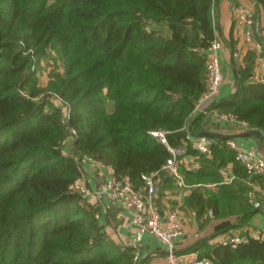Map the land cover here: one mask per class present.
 <instances>
[{
    "label": "trees",
    "instance_id": "1",
    "mask_svg": "<svg viewBox=\"0 0 264 264\" xmlns=\"http://www.w3.org/2000/svg\"><path fill=\"white\" fill-rule=\"evenodd\" d=\"M215 1L0 0V264H139L137 248L110 238L70 188L84 157L136 188L156 172L158 197L181 180L199 231L228 220L229 234L263 208L248 192L264 174L246 172L228 137H212L210 153L186 138L204 114L194 108L217 37ZM254 56L234 64L235 90L211 106L264 132ZM152 129L166 130L170 146L185 147L177 158L194 156L195 166L179 162L180 178L163 168L171 152ZM187 251L212 264H264V234L235 246L203 239Z\"/></svg>",
    "mask_w": 264,
    "mask_h": 264
},
{
    "label": "crops",
    "instance_id": "2",
    "mask_svg": "<svg viewBox=\"0 0 264 264\" xmlns=\"http://www.w3.org/2000/svg\"><path fill=\"white\" fill-rule=\"evenodd\" d=\"M237 4L251 5L257 21L252 26H240L235 23L232 6ZM260 2L257 0H216L214 5V15L217 27V37L222 41L221 49V70L222 83L215 96L214 102H219L228 96L236 88L234 64H243V55L247 51H253L255 73L262 70L264 65V17L260 12ZM250 29L252 35L246 36V30ZM227 40H232V47L226 44ZM233 48V49H232ZM256 75V74H255ZM254 75V76H255ZM218 110L215 107L208 109L202 118L195 124L198 131L207 130L223 133H237L243 129L240 123L233 120L220 119ZM241 145L255 147L264 156V138L258 135L234 137ZM68 148V149H67ZM66 149H71V137L66 140ZM81 180L87 192L83 195L89 204L95 208V216L103 226L105 233L115 242L132 245L130 242L132 228L130 224V210L125 208L121 202L112 199L105 189V184L110 178L112 171L107 165L94 161L88 157L81 159ZM230 171V170H229ZM159 177H157V183ZM188 190L187 187L175 191L166 188L164 193L158 197L154 194V204L160 213L164 214L170 208H176L183 221V233L176 240V248L179 252L185 251L200 237L213 234L209 242H215L225 234L224 227L228 226V220L210 221L204 231H198L194 222V217L190 210L183 204V196ZM263 202V208L254 213L247 224L234 228L232 233L242 236H257L264 234V194L257 192ZM139 254V264L145 256L149 255L144 264H168L165 246L150 234H144L143 239L137 246Z\"/></svg>",
    "mask_w": 264,
    "mask_h": 264
},
{
    "label": "built area",
    "instance_id": "3",
    "mask_svg": "<svg viewBox=\"0 0 264 264\" xmlns=\"http://www.w3.org/2000/svg\"><path fill=\"white\" fill-rule=\"evenodd\" d=\"M260 12L264 17V0L259 4ZM234 21L240 26H252L256 21V16L251 5L237 4L232 6ZM252 31L246 30V36L250 38ZM222 41L220 38L215 37L207 47V55L205 61L206 67V88L199 96L194 111L205 113L214 103L215 96L219 91L222 83V70H221V49ZM255 78L263 80L264 65L260 72L255 73ZM59 101V100H58ZM61 104V102H60ZM62 105V104H61ZM64 116L66 117L65 106L62 105ZM220 119L233 120L241 124L244 130L252 128L245 121L238 120L233 114L218 112L217 115ZM74 133V129H71ZM166 130L152 129L149 133L154 136L158 141L164 143L171 156L167 158L163 168L177 178H180L178 172V163L183 161L188 169H192L196 164L194 156L185 155L183 159H178V155L185 154L186 150L183 145L176 147L170 146L167 142ZM186 138L193 140L194 147L200 152L210 153L212 137L207 135L193 136L190 132L186 133ZM226 143L236 149V158L245 167L249 175L264 174V156L255 147H246L241 145L235 138L228 137ZM102 165H105L101 163ZM231 172V171H229ZM231 177V176H230ZM143 185L136 188L128 176L116 178L111 174L110 178L105 184V189L109 196L118 200L123 206L130 210V224L132 234L130 242L133 246H137L142 241L144 234H150L157 238L166 250V257L168 264H212L211 258L207 256H199L196 251H182L179 252L176 248V240L183 233V221L176 208H170L164 214L160 213L154 204V194L156 193L157 177L156 172L149 174H142ZM182 183L181 180L178 181ZM253 189L248 192L249 196H255L254 191H259L264 194V181L262 184L251 183ZM70 188L85 195L87 189L82 183L80 177L76 178L71 184ZM254 206H258L259 202L255 200ZM258 236V235H257ZM236 233L224 234L218 240L222 243L230 242L235 246L238 242L245 239ZM134 261H139V254L136 251L133 256Z\"/></svg>",
    "mask_w": 264,
    "mask_h": 264
},
{
    "label": "water",
    "instance_id": "4",
    "mask_svg": "<svg viewBox=\"0 0 264 264\" xmlns=\"http://www.w3.org/2000/svg\"><path fill=\"white\" fill-rule=\"evenodd\" d=\"M235 73V70H234ZM199 135H207L209 137H222V138H226V137H241V136H251V135H258L261 136L262 138H264V132L256 127H252L246 130H242L240 132L237 133H223V132H214V131H207V130H203L200 131L198 133ZM213 236V234L211 235H207L204 236L200 239H198L197 241L203 240V239H209ZM166 252V250H165ZM149 255L145 256L142 260V264H144L145 260L148 258Z\"/></svg>",
    "mask_w": 264,
    "mask_h": 264
},
{
    "label": "rangeland",
    "instance_id": "5",
    "mask_svg": "<svg viewBox=\"0 0 264 264\" xmlns=\"http://www.w3.org/2000/svg\"><path fill=\"white\" fill-rule=\"evenodd\" d=\"M45 75H46V72H44V74L41 73L40 78H41V79L46 78ZM67 149H68V148H67ZM185 187H186L185 185H181V184H180V186H179V190H181V189H183V188H185ZM179 190H178V191H179ZM195 224H196V223H195ZM198 231H199V230H198ZM203 231H204V230H203Z\"/></svg>",
    "mask_w": 264,
    "mask_h": 264
}]
</instances>
